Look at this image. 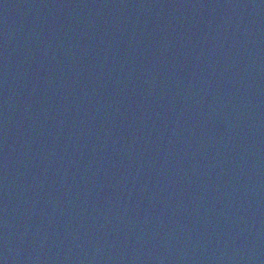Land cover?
Returning <instances> with one entry per match:
<instances>
[{
  "label": "water",
  "instance_id": "95a60500",
  "mask_svg": "<svg viewBox=\"0 0 264 264\" xmlns=\"http://www.w3.org/2000/svg\"><path fill=\"white\" fill-rule=\"evenodd\" d=\"M0 264H264V0H0Z\"/></svg>",
  "mask_w": 264,
  "mask_h": 264
}]
</instances>
